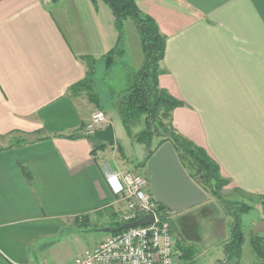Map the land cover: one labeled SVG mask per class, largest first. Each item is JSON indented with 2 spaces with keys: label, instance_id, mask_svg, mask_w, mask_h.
<instances>
[{
  "label": "crops",
  "instance_id": "0c3cea01",
  "mask_svg": "<svg viewBox=\"0 0 264 264\" xmlns=\"http://www.w3.org/2000/svg\"><path fill=\"white\" fill-rule=\"evenodd\" d=\"M134 1L165 39L158 82L180 103L171 114L175 133L218 165L228 181L221 196L249 205L257 220L264 214V0ZM114 20L101 0H0V264H73L101 240L96 215L123 203L107 178L134 164L116 140L105 147L86 134L98 109L70 93L86 78L84 58L101 63L115 46ZM123 30L119 67L134 69L143 61L140 37L130 19ZM226 214L208 198L172 217L177 247L187 250L181 261L196 262L211 242L201 221L231 229ZM219 235L206 243L221 247L217 258L230 232Z\"/></svg>",
  "mask_w": 264,
  "mask_h": 264
},
{
  "label": "trees",
  "instance_id": "16d2710c",
  "mask_svg": "<svg viewBox=\"0 0 264 264\" xmlns=\"http://www.w3.org/2000/svg\"><path fill=\"white\" fill-rule=\"evenodd\" d=\"M95 3L97 0H91ZM107 4L114 16V25L117 32L115 46L103 57L105 69L109 70L117 64V59L125 53L123 22L130 19L139 34L143 61L138 70H131L132 77L128 78L127 85L117 94H111L112 107L116 110L123 128L132 139L133 144L144 147L146 155L140 167H146L152 154L164 143H169L175 152L186 173L193 179L195 176L201 178L210 193L216 197L217 201L224 207V211L231 216L232 223L230 237L223 247L224 259L219 264H242V245L244 242L243 226L240 215L247 213L250 207L242 206L239 203L226 202L218 193L228 184L227 180L220 177L219 167L205 153V151L195 146L189 140L179 136L171 129V114L173 110L180 106V103L170 97L164 90L159 88V65L163 59L165 51V39L159 33L155 21L144 15L137 8L134 0H101ZM88 64L86 78L70 88L73 96L79 95L78 91L86 93L88 100L93 103L98 110H102L101 104L93 93V82L95 76V62L91 58H84ZM168 121L167 125L163 122ZM142 125L143 129L134 134L133 130ZM169 127V128H168ZM68 138H78L71 135ZM161 139L158 146L151 149L153 139ZM104 145L96 148L103 149ZM118 151L122 154L121 149ZM193 172H196L194 175ZM158 209L165 212V208L158 204ZM239 207L240 213L235 214L232 207ZM122 224L117 222L110 227L111 235H117ZM249 246L255 259L264 263V237L261 235L252 236ZM183 256L187 250L178 247Z\"/></svg>",
  "mask_w": 264,
  "mask_h": 264
},
{
  "label": "built area",
  "instance_id": "2783aa9c",
  "mask_svg": "<svg viewBox=\"0 0 264 264\" xmlns=\"http://www.w3.org/2000/svg\"><path fill=\"white\" fill-rule=\"evenodd\" d=\"M106 126V116L96 110L86 126V134L93 136ZM107 183L125 204L119 218L122 225L145 216H152L154 222L108 236L85 250L73 264H181L183 253L169 228V216L158 209L151 194L146 192V181L131 172H115L107 178Z\"/></svg>",
  "mask_w": 264,
  "mask_h": 264
},
{
  "label": "rangeland",
  "instance_id": "374dc122",
  "mask_svg": "<svg viewBox=\"0 0 264 264\" xmlns=\"http://www.w3.org/2000/svg\"><path fill=\"white\" fill-rule=\"evenodd\" d=\"M124 32V30H123ZM125 43V40H124ZM125 47V44H124ZM122 58L117 59V64L113 65V67L109 70L105 69V65L104 62L95 64V76H94V82H93V93H95L96 95H98L96 98H98L99 103L101 104L102 107V111L104 113V115L106 116L107 121H109V124L112 125L113 127V133H114V137L115 140L117 142V144L119 143V145H122L123 148V152L125 155L129 156L131 159V163L130 164H134V166L132 167V169L129 171L132 174L138 175L141 178H143L146 181V187L145 190L146 192H149L151 194V187H150V181H149V177L150 174L148 172V170L146 169V167H140L141 163H143L144 157L146 155V151L144 150V147L142 145L139 144H133L132 139L127 135L126 131L123 128L122 122L120 120V117L118 116L117 112L115 109H113L112 107H110L112 104V100H111V94H117L119 93L121 90H123L125 88V86L127 85L128 80L126 81V79H128L129 77H132L131 74V70L136 71L138 70V67L136 68H124L121 69L119 67V60ZM83 91V90H82ZM82 91H78L77 94H81L83 96H86V93L82 92ZM87 97V96H86ZM168 121H164L163 123L165 125H167ZM169 128V127H168ZM143 129L142 125L137 126L134 130L133 133L136 134L138 133L140 130ZM171 129L174 130L173 126L171 125ZM161 141V139H157L154 138L153 142H152V147L151 149L155 148L156 146H158V143ZM105 147L108 146H112V144H104ZM110 148H108V155L110 156ZM122 151V150H121ZM114 154H117V152L114 150ZM122 155V154H121ZM120 156V155H118ZM117 156V157H118ZM185 168L188 169V164H185ZM186 169V170H187ZM185 170V171H186ZM194 175L196 174V172H193ZM195 184L205 192V194L207 195V199H211V201H213V205H215L216 207L220 208V209H224V207L217 201L216 197H214L210 191L207 189V187L205 186V184L203 183V181L201 180L200 177L195 176L192 179ZM218 195L220 197L221 193L219 192ZM223 198V197H222ZM225 200V198H223ZM226 202H231V203H239L242 206H246L249 207V205L247 204H242L238 201H229V200H225ZM125 208V204L124 203H119L116 204L115 206L109 207L108 210L104 211V212H100L96 215V218L93 219V228L94 231H96L101 240L103 241L104 239H106L108 236L111 235V233H104L103 229L106 228H110L111 226H113V224L119 222V218L121 217V214L123 213V210ZM252 207H250L251 209ZM190 209V208H189ZM249 209V210H250ZM232 211L235 214H239L240 213V208L239 207H232ZM183 212V211H182ZM181 213V212H179ZM172 214L169 215V219L172 220V217L179 214ZM202 216L203 213H201ZM227 217H229L231 219V216L229 214H226ZM258 217V219L256 220V217L254 218V214L252 212L250 213H244L242 215H240L241 218V222H242V226H243V233H244V242L242 245V259L244 262L246 263H250L252 259H255V256L249 246V240L250 238H252L253 236V230L255 224L254 222H257L260 220H262L264 218V214H259L255 215ZM204 220V217H203ZM201 224V228H204L206 230L209 231V233L211 234V239L209 241H211L213 243L214 240H216L215 242L222 240L221 236L219 235L220 238H217L218 233L221 231L222 234H225V236L229 235V226L228 224H223L220 225L219 227V231H215V229L213 228V219H209V220H204V222H200ZM255 224V225H254ZM215 227L219 226V223H214ZM231 226V223H230ZM213 233V234H212ZM215 235V237L213 238V236ZM261 236L264 237V234H262ZM219 239V240H218ZM211 242H205L204 243V248H201V255L200 258H197V261L191 264H217L218 262H221L224 259V255L223 253H221V255L217 258L218 254L217 251L221 250V247L219 248L216 244H214L212 247L208 248V246H206V243H211ZM218 243V242H217ZM180 250V249H179ZM217 258V259H216ZM220 260V261H217ZM181 264H186L184 261H181Z\"/></svg>",
  "mask_w": 264,
  "mask_h": 264
},
{
  "label": "water",
  "instance_id": "95a60500",
  "mask_svg": "<svg viewBox=\"0 0 264 264\" xmlns=\"http://www.w3.org/2000/svg\"><path fill=\"white\" fill-rule=\"evenodd\" d=\"M93 136L102 143H115L111 124L95 131ZM146 169L150 174L151 197L165 208L167 214H176L207 201V195L188 176L169 143H164L157 148L147 162ZM153 222L152 216H145L134 222L123 224L120 230L143 227ZM168 224L170 230L178 235L172 220L169 219ZM103 232L109 233L110 228L103 229ZM262 234H264V220L258 222L253 230L254 236Z\"/></svg>",
  "mask_w": 264,
  "mask_h": 264
}]
</instances>
